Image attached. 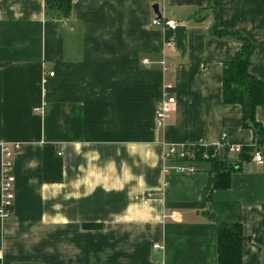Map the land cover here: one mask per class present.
Returning a JSON list of instances; mask_svg holds the SVG:
<instances>
[{
  "label": "crops",
  "instance_id": "crops-1",
  "mask_svg": "<svg viewBox=\"0 0 264 264\" xmlns=\"http://www.w3.org/2000/svg\"><path fill=\"white\" fill-rule=\"evenodd\" d=\"M156 4L186 26L185 54ZM216 25L254 43L264 91V0H73L64 20L46 0H0V202L5 147L16 177L0 264H218V224L242 225L244 264H264V145L224 102L242 44ZM167 82L177 102L158 128ZM171 145L217 146L231 186L206 201L212 165L168 174Z\"/></svg>",
  "mask_w": 264,
  "mask_h": 264
},
{
  "label": "trees",
  "instance_id": "trees-1",
  "mask_svg": "<svg viewBox=\"0 0 264 264\" xmlns=\"http://www.w3.org/2000/svg\"><path fill=\"white\" fill-rule=\"evenodd\" d=\"M73 0H46V15L50 19L64 20L71 16ZM166 32V38L172 36ZM212 36L219 38H235L242 47L236 56L224 65V102L226 104H239L243 109L244 126L254 131L259 146L264 145V126L256 119V109L264 103L263 84L254 78L248 71L255 58V45L240 32L226 31L216 25L211 32ZM185 46L187 36L184 38ZM198 162H209L212 165L210 184L204 192L206 201L212 200L214 191L228 189L231 186V177L235 171L234 166H228L218 159L217 146L197 145ZM217 153L216 157L204 160L203 154ZM91 227L92 225H87ZM246 237L240 224H218V264H244V242Z\"/></svg>",
  "mask_w": 264,
  "mask_h": 264
},
{
  "label": "built area",
  "instance_id": "built-area-1",
  "mask_svg": "<svg viewBox=\"0 0 264 264\" xmlns=\"http://www.w3.org/2000/svg\"><path fill=\"white\" fill-rule=\"evenodd\" d=\"M161 12V11H160ZM161 18L156 16L154 20V25L158 27L164 28L166 32H172V36L166 38V45L168 48L176 47V37L175 31L181 26L177 21L174 20H166L163 17V13ZM145 63H148L145 60ZM165 64V63H163ZM165 70H168L166 67ZM54 75V74H51ZM174 93V85L171 82H167L164 86V98L156 105L155 108V124L158 128H164L167 122L168 114L172 110L173 106L176 104V97L173 95ZM197 145L194 146H178L171 145L167 148L165 152V158L168 161H171L173 164L166 166V173H170L171 171L178 175H191L196 172V160L197 153L196 148ZM207 147V146H206ZM233 151L240 152V147L232 148ZM216 152L213 154L204 153L203 159L210 160V158L216 157ZM13 153L8 148H4V162L2 167V183H1V202H0V221L6 220L13 212L14 203H15V190L14 185L16 182V177L14 174V163L12 161ZM255 160L257 162H262L263 156L259 151L255 155ZM154 248L156 250H163L164 247L161 245H155Z\"/></svg>",
  "mask_w": 264,
  "mask_h": 264
},
{
  "label": "water",
  "instance_id": "water-1",
  "mask_svg": "<svg viewBox=\"0 0 264 264\" xmlns=\"http://www.w3.org/2000/svg\"><path fill=\"white\" fill-rule=\"evenodd\" d=\"M154 11L155 14L157 15L158 18L162 17V14L160 12V7L158 4L154 5ZM185 34H186V26L185 25H181L179 26L176 31H175V37H176V45L177 48L183 52V54L186 53V46L184 43V38H185Z\"/></svg>",
  "mask_w": 264,
  "mask_h": 264
}]
</instances>
